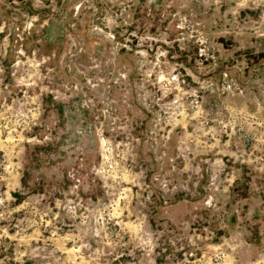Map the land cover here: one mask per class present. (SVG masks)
Instances as JSON below:
<instances>
[{"label":"rangeland","instance_id":"1","mask_svg":"<svg viewBox=\"0 0 264 264\" xmlns=\"http://www.w3.org/2000/svg\"><path fill=\"white\" fill-rule=\"evenodd\" d=\"M0 264H264V0H0Z\"/></svg>","mask_w":264,"mask_h":264}]
</instances>
